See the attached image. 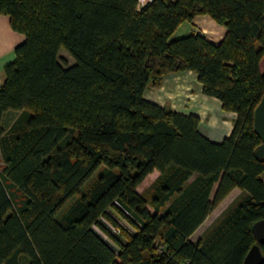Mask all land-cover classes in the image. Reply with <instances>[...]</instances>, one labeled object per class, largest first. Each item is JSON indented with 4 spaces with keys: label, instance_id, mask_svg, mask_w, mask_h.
Listing matches in <instances>:
<instances>
[{
    "label": "trees",
    "instance_id": "obj_1",
    "mask_svg": "<svg viewBox=\"0 0 264 264\" xmlns=\"http://www.w3.org/2000/svg\"><path fill=\"white\" fill-rule=\"evenodd\" d=\"M0 14L24 36L0 84V264H241L264 219L253 130L264 0H0ZM200 15L226 29L221 41L170 39ZM187 71L236 114L221 142L200 133L198 116L144 97ZM9 110L19 115L5 131ZM155 170L145 198L136 189ZM235 188L244 195L192 241ZM112 207L133 229H121L125 241L99 223Z\"/></svg>",
    "mask_w": 264,
    "mask_h": 264
},
{
    "label": "crops",
    "instance_id": "obj_2",
    "mask_svg": "<svg viewBox=\"0 0 264 264\" xmlns=\"http://www.w3.org/2000/svg\"><path fill=\"white\" fill-rule=\"evenodd\" d=\"M185 23L189 25V28H187L188 30L186 29L188 34H201L207 40L214 43L221 41L226 33V29L223 26L217 24L207 15L196 16L191 22L181 23L176 31L184 27ZM23 41L24 36L12 30L10 27L9 18L6 15L0 14V84L5 78V66L15 58V47ZM260 70L264 71V63L262 61L260 63ZM144 97L150 102L159 106L169 107L178 113L198 116L200 133L216 143L221 142L230 135L234 120L236 119L235 113L227 112L222 109L218 99L202 93L201 84L197 79V75L192 71L166 75L159 85H149L146 88ZM18 115V112L11 110L3 114L2 126L5 131L11 127ZM7 119L9 120L8 125L5 123ZM159 174L160 173L155 170L148 176L154 178L155 176H159ZM194 178L195 175L191 176L189 180L192 181ZM243 195V191L237 188L233 189L213 211L217 209L221 210V208L223 210L227 203L231 202L226 209L220 211L223 213ZM192 237L193 236L190 237L191 240Z\"/></svg>",
    "mask_w": 264,
    "mask_h": 264
},
{
    "label": "rangeland",
    "instance_id": "obj_3",
    "mask_svg": "<svg viewBox=\"0 0 264 264\" xmlns=\"http://www.w3.org/2000/svg\"><path fill=\"white\" fill-rule=\"evenodd\" d=\"M189 25H187V23H185L184 27L179 28L172 36L170 39H176L182 36H186L188 35L186 29L189 28ZM188 30V29H187ZM190 31V30H189ZM59 58L62 64L66 65V66H71L74 64V60L72 59V57L66 53L64 50H60L59 52ZM262 62L264 63V59L262 60ZM5 123L8 125L9 124V120L7 119L5 121ZM2 169V159H1V155H0V170ZM263 180H264V174H263ZM158 176L156 177H149L147 176L143 182L137 187V192L139 194H141L143 197H149L150 193L153 191V187L156 184ZM92 179H90L85 186L91 181ZM74 198H72L70 201H68L65 206H63L59 212L57 213V216L60 217L64 211L66 210V207L69 205V203L73 200ZM237 202V201H236ZM235 202V203H236ZM231 202L227 203V205L223 208L226 209L228 207V205ZM233 203L232 206L235 204ZM116 206L119 208L118 204L116 203ZM231 206V207H232ZM230 208V207H229ZM228 208V209H229ZM227 209V210H228ZM222 208L221 210H215L213 211L209 218L203 223L201 224V226L193 233V237H192V241H197L199 238H201L207 231L208 229L213 226L220 218L221 216L227 211H224L223 213H221L220 211H223ZM107 216L110 218V220H107L106 217H101L99 219V223L101 225L104 226V229H106L108 232L112 233V229L116 228L115 230H119V233L117 232H113L115 234H117L120 238L121 241H125V238L123 236V234H121V229H123V226H126V222L124 221V217L122 215H120L115 208H109L107 211ZM126 216L131 218L130 214L126 213ZM133 220V218H131ZM93 230L100 236L103 238V240H105L108 244H110L113 248L114 245L110 242V239H108V237L106 235H104L103 231H101L98 227H93ZM124 230V229H123Z\"/></svg>",
    "mask_w": 264,
    "mask_h": 264
},
{
    "label": "water",
    "instance_id": "obj_4",
    "mask_svg": "<svg viewBox=\"0 0 264 264\" xmlns=\"http://www.w3.org/2000/svg\"><path fill=\"white\" fill-rule=\"evenodd\" d=\"M253 130L260 138V145L255 149L257 158L264 157V94L253 110ZM251 230L255 243L250 247L244 256L241 264H263L264 258L260 250V245L264 244V219L254 222Z\"/></svg>",
    "mask_w": 264,
    "mask_h": 264
},
{
    "label": "built area",
    "instance_id": "obj_5",
    "mask_svg": "<svg viewBox=\"0 0 264 264\" xmlns=\"http://www.w3.org/2000/svg\"><path fill=\"white\" fill-rule=\"evenodd\" d=\"M151 0H137V6L138 8L145 5L146 3L150 2ZM125 230L129 231V232H133V229L126 223V226H123ZM116 229V228H115ZM114 228L112 229V233L113 232H117L119 233V230H115ZM115 234V233H113Z\"/></svg>",
    "mask_w": 264,
    "mask_h": 264
}]
</instances>
